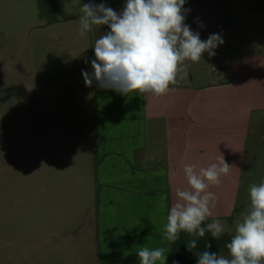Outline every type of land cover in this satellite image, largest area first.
Segmentation results:
<instances>
[{
    "label": "rangeland",
    "instance_id": "rangeland-1",
    "mask_svg": "<svg viewBox=\"0 0 264 264\" xmlns=\"http://www.w3.org/2000/svg\"><path fill=\"white\" fill-rule=\"evenodd\" d=\"M238 1L219 5L213 0H186L184 8L190 11L185 21L191 30L198 32L201 40L210 34L221 36L223 43L215 54L224 53L231 43L243 48L249 21L264 35V3L258 1V6L252 7L253 2L250 7ZM84 3H104L114 10L117 6L120 12L124 5H116L115 0H0V264H136L137 250L155 242L152 217L146 213L137 216L130 208L134 196L121 195L114 185H97L93 169L84 161L86 129L100 127L98 111L103 102L93 101L98 86L93 82L86 87L82 70L91 72V64L85 61L95 59L93 47L104 26L88 32L85 39L75 38L79 21L75 19L69 34L59 25L58 40L50 39L55 22L75 14ZM206 18L216 26L200 30L194 25L196 19ZM52 44L56 51L50 56L46 46ZM223 63L222 57L203 53L202 59L188 68L187 82L197 91H213L220 82L236 77L234 63ZM46 87L51 94L42 90ZM237 90L235 87L234 92ZM91 103L92 110L83 113ZM260 106L252 117L260 113L263 142H254L243 167L235 169L234 209L228 216L212 215L205 222L219 220L224 233L220 239L206 233L192 251L186 247L190 237L183 232L175 244L166 241L165 255H174L180 264H197L196 255L209 242L210 252L228 257L226 244L234 235V221L242 219L241 214L250 207L249 187L264 182V104ZM128 127L113 126L118 132ZM50 144L53 160L56 153L58 161L53 174L54 168L37 164L39 156L49 159ZM98 188L112 194H102L99 199ZM137 223L141 233L147 234L144 245L136 248L131 235Z\"/></svg>",
    "mask_w": 264,
    "mask_h": 264
},
{
    "label": "crops",
    "instance_id": "crops-1",
    "mask_svg": "<svg viewBox=\"0 0 264 264\" xmlns=\"http://www.w3.org/2000/svg\"><path fill=\"white\" fill-rule=\"evenodd\" d=\"M258 1L264 3V0H243V3L251 7L254 2L252 7H257ZM115 2L118 5L125 3V0ZM214 2L228 5L239 1L213 0ZM214 6L216 8L217 4ZM75 10V14L55 22L56 27L50 33L51 41L58 40L59 25L67 28V34L74 29V20L79 19L82 14L80 7ZM115 11L119 13V7L116 6ZM258 17L260 19L262 16ZM217 20L221 19L217 17ZM245 21L246 19L242 22ZM194 25L200 30L216 26L207 18L196 19ZM252 25L249 21L244 29L247 42L243 48H237L231 43L224 53L215 54L216 57H222L226 65H229V60L234 63L236 77L220 82L213 91H197L193 83L187 82V77L178 79L175 86H170L174 90L161 97L139 93L124 96L99 87L95 90L93 101L97 98L103 103L98 111L100 127L96 130L86 129L88 143L83 151L86 167L93 169L97 185H114L121 195H133L130 208L136 210L137 216L146 213L152 217L150 223L155 242L147 244L150 250L167 248L166 241L162 239V229L170 207L176 202V189L188 188L183 172L185 165L195 164L198 168L196 171H199L212 163H219L223 158L231 166V170L229 175L221 177L219 185L208 189L218 197L212 215L228 216L234 209L238 185V180L234 177L235 169L243 167L246 153L254 142H263V134L258 127L260 113L255 119L252 116L264 104V35L260 27H251ZM106 32L108 30L104 26L100 28L99 34ZM74 35L75 38L80 37L77 27ZM225 38L232 40L231 36ZM46 50L51 56L56 48L52 44L47 45ZM186 64L187 71L192 62L187 61ZM235 87L237 92H234ZM42 90L47 94L52 93L47 87ZM49 98L53 102V98ZM92 103L89 107L86 106L87 110L83 109V113L92 110ZM247 104L249 105L246 106ZM123 124H129L130 127L121 132L113 128ZM52 133L53 130L50 129L49 134ZM51 146L50 144L49 159L39 156L37 164L38 167L50 170L54 168L53 174L58 161L55 151L53 160ZM144 187L146 191H143ZM102 194L112 193L99 190V199ZM145 197L146 200L140 202ZM146 234L141 233V226L137 223L131 235L136 248L144 245ZM131 247L135 249L133 245L129 248ZM170 262L180 264L181 261L174 255L166 256L165 263ZM156 264L162 262L157 261Z\"/></svg>",
    "mask_w": 264,
    "mask_h": 264
},
{
    "label": "clouds",
    "instance_id": "clouds-1",
    "mask_svg": "<svg viewBox=\"0 0 264 264\" xmlns=\"http://www.w3.org/2000/svg\"><path fill=\"white\" fill-rule=\"evenodd\" d=\"M186 0H125L117 13L104 3H84L81 6L77 32L83 37L96 27L107 26L94 44L95 59L91 72L82 70L86 87L93 82L104 90L120 95L130 93L166 95L187 77V61L202 59V54L215 55V49L223 40L219 34H210L201 40L185 23ZM229 166L222 158L196 171V165H185L187 189H176V202L170 207L162 239L175 244L180 233L187 234V250L197 247L198 241L210 233L220 239L225 229L219 220L205 223L216 208L218 197L208 189L219 185L221 177L230 174ZM250 207L242 213V219L234 221L236 227L230 242L226 244L228 257L210 252L211 243L197 254V264H264V182L249 187ZM139 264H165V249L150 250L140 247Z\"/></svg>",
    "mask_w": 264,
    "mask_h": 264
}]
</instances>
